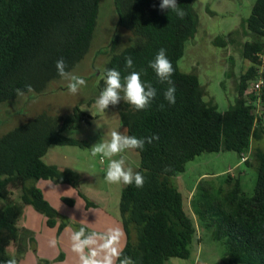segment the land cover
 <instances>
[{
    "label": "trees",
    "instance_id": "16d2710c",
    "mask_svg": "<svg viewBox=\"0 0 264 264\" xmlns=\"http://www.w3.org/2000/svg\"><path fill=\"white\" fill-rule=\"evenodd\" d=\"M98 1L0 0V105L12 101L16 89L26 92V85L36 95L44 92L50 81L60 78L59 59L70 71L84 57ZM194 1L177 0L186 12L179 19L173 12L160 10L162 0H112L116 22L107 47L112 51L116 47L118 27L128 32L127 44L110 55L95 84L97 92L100 95L106 87L109 69L121 73L122 83L123 77L139 72L142 82H150L157 90L149 108L138 111L125 102L117 111L124 135L158 137L145 143L143 150L131 149L138 157L134 172L141 173L145 182L142 188L123 185L119 192L118 221L124 233L121 259L127 256L135 264H163L170 257L187 258L192 240L199 241L197 228H206L223 246L220 264H264V72L259 92L244 93L256 75V54L264 53V0H253L242 20L248 39L240 44V55L247 66L235 81L233 103L222 111L203 99L204 88L196 73L180 71L176 63L184 41L192 38L198 26ZM161 48L175 70L172 105L164 98L169 85L159 82L148 66ZM126 57L133 59V68L125 67ZM96 116L74 105L63 115L38 113L0 135V264L9 258L17 260L24 250L21 222L27 206L43 215L46 226L56 225L58 212L34 181L77 187L79 175L47 164L42 157L52 144L88 146L62 132ZM219 151H234L238 158L248 152L242 163L255 174L251 191L246 193L239 178L226 172L217 185L198 180L186 197L185 208L170 178L182 172L194 156ZM61 200L73 204L70 198ZM87 206L95 203L86 200ZM63 227L64 223L57 224L56 231Z\"/></svg>",
    "mask_w": 264,
    "mask_h": 264
},
{
    "label": "rangeland",
    "instance_id": "374dc122",
    "mask_svg": "<svg viewBox=\"0 0 264 264\" xmlns=\"http://www.w3.org/2000/svg\"><path fill=\"white\" fill-rule=\"evenodd\" d=\"M253 0H195L193 7L198 15V26L192 36L184 41L183 52L177 60L180 71L196 73L200 85L204 88V100H211L219 111L233 103L235 81L240 71L247 66V61L240 55V44L248 39L242 20L248 15ZM116 16L112 0H99L97 19L84 57L69 71L86 81V85L73 95L69 93V81L58 78L50 81L44 92L36 95L25 92L0 105V135L27 121L38 113L63 115L72 106L79 105L88 114H96L88 123L79 122L75 129L62 133L67 137L84 140L86 147L69 145H49L42 161L58 167L60 170L76 171L78 185L57 183L52 180H36L44 198L56 209V225L48 227L44 217L27 206L22 227L25 229L24 250L17 258V264H79V257L72 251L71 234L81 227L86 234L106 233L110 228H119L117 202L123 184L106 182L105 175L108 160L101 162L99 155L93 157V145L110 139L112 131L124 135L119 124L118 110L124 105L121 100L116 106H109L103 112L95 107L99 97L96 82L102 77V70L113 52L127 44L128 32L120 27L118 42L113 51L107 47ZM214 40V41H213ZM126 42V43H125ZM223 42V45L221 43ZM123 96V94H121ZM93 99L87 105L88 99ZM127 103V102H126ZM126 158V167H137L138 157L131 149L121 153ZM120 157H113L119 159ZM229 173L238 177L241 188L249 193L252 189L254 171L239 162L234 151L200 153L184 164L183 171L170 178V183L177 188L187 208L186 197L193 191L198 180L219 184L222 177ZM78 189V190H77ZM83 194L84 197L81 196ZM61 197L73 200L68 205ZM86 200L95 206L85 207ZM64 223L57 232L56 226ZM123 233V232H122ZM199 241L192 240L187 258L170 257L163 264H220L223 246L214 240L209 229L197 228ZM57 240L51 247L49 241ZM124 234L120 239V248Z\"/></svg>",
    "mask_w": 264,
    "mask_h": 264
},
{
    "label": "clouds",
    "instance_id": "9594fccd",
    "mask_svg": "<svg viewBox=\"0 0 264 264\" xmlns=\"http://www.w3.org/2000/svg\"><path fill=\"white\" fill-rule=\"evenodd\" d=\"M161 11L173 12L179 19H183L186 12L179 7L177 0H162L159 5ZM125 67L133 68V59L126 57ZM156 74L159 82L167 83L169 87L164 92V98L172 105L175 103V85L172 81L174 67L167 58L166 50L161 48L154 59L148 65ZM56 70L58 75L69 81L67 89L69 93L75 95L82 87L86 85V81L82 77H78L73 73L66 71V63L63 58L56 62ZM121 73L115 69L106 71L105 85L106 87L100 93L95 101V107L98 111L103 112L109 106H116L121 100L132 105L136 110H145L151 106L156 98L157 90L150 82H142L141 73L133 71L129 75L123 77ZM28 93L33 92L31 85L25 86ZM18 96H24L25 92L21 89L15 90ZM123 92V96H121ZM163 108V105H160ZM158 139L157 136L145 137L143 139L122 135L117 131H112L109 140H104L93 145L91 155L93 157L99 155L101 162L108 160L105 180L110 184L135 185L137 188L144 186L145 178L139 172H134L131 167H126V158L121 156L126 150L140 149L143 150L145 143L151 144L153 140ZM120 157L113 159V157ZM165 171H168L166 169ZM123 236L119 228H110L106 233H88L85 228L81 227L78 231L71 234L72 251L79 257V264H135V262L125 256L121 259L122 249L120 248V239ZM51 247L57 245L56 239L49 241ZM5 264H17L15 258H9Z\"/></svg>",
    "mask_w": 264,
    "mask_h": 264
},
{
    "label": "built area",
    "instance_id": "2783aa9c",
    "mask_svg": "<svg viewBox=\"0 0 264 264\" xmlns=\"http://www.w3.org/2000/svg\"><path fill=\"white\" fill-rule=\"evenodd\" d=\"M258 63L256 65V75L253 80L250 81L248 87L244 90L246 92H252L254 95L257 94L260 90L261 85L263 84L262 73L264 72V53L258 52L257 54ZM248 157V152L239 154V162L244 161Z\"/></svg>",
    "mask_w": 264,
    "mask_h": 264
},
{
    "label": "crops",
    "instance_id": "0c3cea01",
    "mask_svg": "<svg viewBox=\"0 0 264 264\" xmlns=\"http://www.w3.org/2000/svg\"><path fill=\"white\" fill-rule=\"evenodd\" d=\"M214 41V40H213ZM123 232V231H122ZM124 234V233H123Z\"/></svg>",
    "mask_w": 264,
    "mask_h": 264
}]
</instances>
